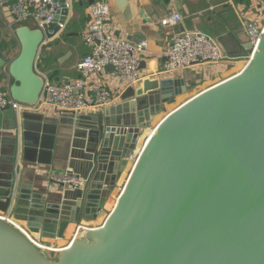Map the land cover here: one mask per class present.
I'll return each instance as SVG.
<instances>
[{"label": "water", "instance_id": "obj_1", "mask_svg": "<svg viewBox=\"0 0 264 264\" xmlns=\"http://www.w3.org/2000/svg\"><path fill=\"white\" fill-rule=\"evenodd\" d=\"M52 1L60 10L49 25L14 30L19 52L7 67L8 92L26 106L37 104L44 86L38 57L49 55L67 24L65 1ZM244 31L258 39L250 61L169 112L190 93L183 78L145 80L136 102L93 115L59 113L58 124L71 129L67 168L85 186L54 196L0 177V264H264V30ZM159 113L103 223L79 229L61 249L37 244L31 235L62 239L69 225L105 212Z\"/></svg>", "mask_w": 264, "mask_h": 264}, {"label": "crops", "instance_id": "obj_2", "mask_svg": "<svg viewBox=\"0 0 264 264\" xmlns=\"http://www.w3.org/2000/svg\"><path fill=\"white\" fill-rule=\"evenodd\" d=\"M91 1L95 3L101 0ZM103 1L109 3L111 10V16L105 25L107 32L115 37L126 38L133 44L147 42L148 48L141 57L140 64L144 81L183 78L192 89L191 93L178 97L184 98V101L229 78L234 71L232 69L241 64V61L233 65L208 64L199 67L198 70L206 69L204 76L198 75L199 73L195 75L197 69L195 67L179 72L177 75L165 77L161 72L165 63L164 54L169 48L172 33L180 34L186 31L209 33L217 40L226 57L237 61L242 60L241 58L247 53L243 46L249 38L245 34L243 25H248L252 19L248 18V13L241 4L242 0L237 2L233 0H124L125 4L122 8L118 7L116 0ZM13 2L14 0H0V59L4 61V65L0 66V89L7 95H9V87L13 84L7 67L19 52L14 30L19 26L36 28L31 20L22 23L14 20L10 7ZM70 2L71 7L65 29L56 35L52 46L47 48L50 51L49 55L45 58L38 57L36 63V71L43 78L44 83L60 84L82 79V75L76 70V64L90 52V47L82 40V34L90 22L88 14L90 0H71ZM174 12L181 15V23L174 26L160 24L161 20ZM106 72V75L90 76L85 79L86 94L91 95L95 82H100L116 91L117 83L114 82V73ZM133 95L134 93L129 91L125 99ZM170 105L171 103L166 106L167 112L175 108H169ZM45 111L17 113L9 108L0 110V177L4 179V182H8L10 178L16 179L18 184L26 185L33 192L44 191L56 196L60 188L50 183L49 173L68 169L67 156L71 129L58 124L59 113ZM95 113L96 111H89L87 115ZM164 115V113L155 115L148 122V127L140 134V144L137 145L133 156L128 160L126 168L117 180L107 206L111 203L113 195L116 198L120 193L141 146ZM4 191L5 189H0V193ZM110 210L106 207V213L104 212L86 226L99 227ZM16 223L24 229V223ZM79 225L84 224L69 225L62 239H42L35 234L31 237L48 248L61 249L71 241Z\"/></svg>", "mask_w": 264, "mask_h": 264}, {"label": "built area", "instance_id": "obj_3", "mask_svg": "<svg viewBox=\"0 0 264 264\" xmlns=\"http://www.w3.org/2000/svg\"><path fill=\"white\" fill-rule=\"evenodd\" d=\"M64 1L65 7L69 10L71 0ZM10 7L11 15L16 22L22 23L31 20L38 29L49 25L57 11L60 10L59 4L52 0H14ZM88 14L90 22L82 34V40L84 44L90 47V52L85 54L76 64V70L82 75V79L70 80L60 84L44 83L39 101L34 106L19 104L0 89V110L9 108L17 113L50 110L78 116L87 115L89 111L98 112L125 101H137L135 93L144 82L140 64L141 57L148 48L147 42L142 41L133 44L126 38L115 37L107 32L105 25L111 16V10L106 1L101 0L92 3L88 7ZM181 21V15L174 12L161 20L160 24L174 26ZM256 29L262 32L264 25ZM246 35L253 49L247 51L241 58V62H244L243 67L250 61L258 42L256 37L250 36L247 32ZM164 57L165 63L161 74L165 77L208 64L221 66L228 63L232 65L234 61L235 63L237 61L226 57L217 40L211 34L200 31L172 33L169 48ZM107 66L113 68L114 82L117 83L116 91L107 85L104 86L100 82H95L91 89V95L86 94L85 79L90 76L106 75ZM129 91H132L134 95L125 99V95ZM49 181L60 189H77L85 186V181L69 169L49 173ZM82 228L90 227L79 225L76 231Z\"/></svg>", "mask_w": 264, "mask_h": 264}, {"label": "rangeland", "instance_id": "obj_4", "mask_svg": "<svg viewBox=\"0 0 264 264\" xmlns=\"http://www.w3.org/2000/svg\"><path fill=\"white\" fill-rule=\"evenodd\" d=\"M241 4L243 5V8L246 11V13H248V18L250 17L253 20V21L251 20V22L249 24H253L256 28L262 27L264 25V0H242ZM243 26L246 27L245 25H243ZM233 63H235V61ZM240 65H241L240 67L235 68L236 70H234L233 73H231L232 75L240 71V68L244 65V62H241ZM205 71H206L205 68L200 69V70H198V68H197L195 70V75H197V73H199L198 75L202 74L204 76ZM203 79H204V77H203ZM191 92H192V89H190V93ZM183 101H184V98L175 99L171 103L169 108H174V107L178 106L179 104H181ZM139 144H140V142H139ZM114 200H115V197L113 195V199H111V203L107 206L108 210L111 209ZM105 213H106V211H105Z\"/></svg>", "mask_w": 264, "mask_h": 264}, {"label": "bare ground", "instance_id": "obj_5", "mask_svg": "<svg viewBox=\"0 0 264 264\" xmlns=\"http://www.w3.org/2000/svg\"><path fill=\"white\" fill-rule=\"evenodd\" d=\"M240 66H241L240 64L237 65V67H240ZM237 67H236V68H237ZM232 70H236V69L233 68ZM147 137H148V136H147ZM146 139H147V138H146ZM146 139H145V140H146ZM144 142H145V141H144Z\"/></svg>", "mask_w": 264, "mask_h": 264}]
</instances>
